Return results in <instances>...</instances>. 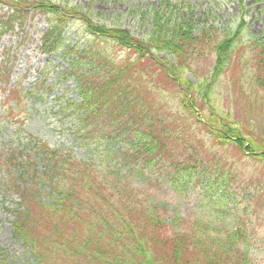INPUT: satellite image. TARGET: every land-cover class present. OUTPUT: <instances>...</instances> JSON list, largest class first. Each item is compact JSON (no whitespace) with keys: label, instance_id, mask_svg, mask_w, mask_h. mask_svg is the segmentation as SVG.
Masks as SVG:
<instances>
[{"label":"trees","instance_id":"obj_1","mask_svg":"<svg viewBox=\"0 0 264 264\" xmlns=\"http://www.w3.org/2000/svg\"><path fill=\"white\" fill-rule=\"evenodd\" d=\"M158 1V6L130 9L131 16L146 26L143 34L89 22L91 38L81 47L67 46L64 37L68 17L84 16L73 1L0 0L9 5L10 19L20 7L48 13L44 48L64 49L62 56L70 58V65L62 78H73L81 95L78 103L68 99L59 103V113L74 118L88 151L78 159L69 149L53 150L31 140L0 152V164L9 176L1 186L19 199L12 238L30 249V264H255L244 220L234 226L225 222L226 195L233 182L229 170L217 161L209 165L211 158L205 155L213 156L211 150L192 147L163 122L157 109L150 114L153 104L162 106L158 95L144 89L146 82L139 77L144 74L133 70L139 79L128 76L130 64L117 62L110 53L115 43L137 53L139 62L145 55L154 61V54L166 53L175 64L159 65L173 73L208 51L216 56L213 81L232 60L235 44L242 38L245 0H235L237 21L222 26L203 20L214 8L197 14L195 4ZM248 46L256 69L254 83L264 89V30L251 35ZM209 87L203 92L206 100L211 96ZM182 93L186 97V91ZM192 103L196 105L193 99ZM211 109L203 124L207 132L219 139L226 138L223 132L240 137L227 117ZM16 131L17 140L20 128ZM116 140L121 147L113 150ZM156 170L170 179L178 193L189 184L200 185L204 201L195 203L192 212L165 209L141 195L142 189L130 186L129 176L137 179Z\"/></svg>","mask_w":264,"mask_h":264},{"label":"rangeland","instance_id":"obj_2","mask_svg":"<svg viewBox=\"0 0 264 264\" xmlns=\"http://www.w3.org/2000/svg\"><path fill=\"white\" fill-rule=\"evenodd\" d=\"M70 1L80 7V14L84 16L68 17L66 45L78 43L81 47L91 38L87 31L89 22L116 26L135 36L143 34L146 26L131 16L130 9L158 6L159 2ZM171 1L184 6L195 4L197 14L214 8L216 11L203 20L210 19V23L219 26L237 21L235 16L238 7L235 0ZM244 6L242 38L235 44L232 60L225 64L226 67L213 81L210 77L216 56L208 51L193 58L187 67L175 69L173 73L164 71V66L159 65L160 62L162 65L168 62L175 64L173 57L166 53L154 54V61L145 55L139 62L137 53L116 43L110 48V53L117 62L126 61L130 64L128 76L136 79L142 77L146 82L144 89L154 96L158 95L155 97L159 98L162 106L153 104L150 114L157 109L163 122L165 120L173 132L189 141L192 147L199 151L204 148L211 150L213 156L205 155L211 158L209 165L217 161L219 167L229 170L233 182L230 183L229 196L226 195L225 222L234 226L239 220H244L245 239L251 246L250 254L255 256V264H264V89L254 83L256 69L248 46L250 36H258L264 30V0H245ZM11 13L8 5H0V151L9 145L15 146L17 141L38 140L49 149L70 148L72 154L83 158L82 155L88 151L84 147L86 140L76 131L77 123L70 117L62 119L58 114L61 99L68 98L70 103L80 102L81 96L72 78L66 81L60 79V73L67 67V59L59 54L45 53L42 49V37L48 29L46 13L36 8L24 9L18 18L8 21ZM106 44L112 45L110 42ZM133 70H139L144 75L138 77L135 74L137 71ZM209 85L211 96L207 98L208 103L203 92ZM182 91H186V97ZM211 105L221 116L227 117L226 121L231 123L240 137L232 138L223 132L226 138L219 139L206 131L203 124L208 122L213 112ZM18 127L21 135L16 140L11 133L16 132ZM218 130L222 131L220 128ZM119 147L117 140L112 142L113 150ZM180 159L184 160L185 156ZM1 168L0 164V183L7 184L8 175ZM156 171L152 175L145 173V176L137 179L129 176L130 186L142 189L143 192L139 191L141 195L159 203L161 207L165 206V209L192 212V209H196L195 203L204 201L205 191L200 185L193 187L189 184L187 189L178 193L173 190L170 179ZM246 187L249 189H244ZM253 197L256 199L252 203ZM18 203L17 196L5 194L0 185V264H30V249L15 241L11 234L13 211ZM238 217L243 218L235 220Z\"/></svg>","mask_w":264,"mask_h":264}]
</instances>
